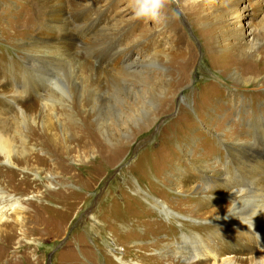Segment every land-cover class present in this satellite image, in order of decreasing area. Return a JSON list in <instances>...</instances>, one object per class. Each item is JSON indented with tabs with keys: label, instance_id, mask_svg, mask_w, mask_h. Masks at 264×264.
I'll return each mask as SVG.
<instances>
[{
	"label": "rangeland",
	"instance_id": "obj_1",
	"mask_svg": "<svg viewBox=\"0 0 264 264\" xmlns=\"http://www.w3.org/2000/svg\"><path fill=\"white\" fill-rule=\"evenodd\" d=\"M32 1L0 0V138L17 150L13 166L5 165L0 155V189L12 197L2 205L6 209L17 202L27 210L7 216L4 235L10 239L0 242V264H177L171 261L173 250L180 248L183 236L212 226L205 220L196 222L194 215L208 199L205 191L218 185L215 172L235 180V158L221 141L248 142L264 158V65L254 64L260 53L264 57V36L259 48L241 61L226 41L229 34L214 29L210 8L217 0H164L154 18L135 17L131 0H85L94 6L91 18H100L97 32L121 31L122 37L94 62L90 50L79 51L69 72L79 79L80 90L92 81L91 67L113 66L107 59L119 47L132 50L129 61H148L152 52L143 50L140 43L156 54L178 34L186 36L184 59L164 64L175 78L161 100L157 97L161 70L150 67V73L132 81L130 98L115 90L119 78L109 70L114 77L101 83L106 98L99 117L91 122L80 108L82 102L75 100L72 86L69 102L56 90L46 101L42 87L49 85L42 76L24 73L23 80L19 75L26 59L23 52L33 48L31 28L25 25L28 15H33ZM57 1L67 7L80 0ZM237 8L243 28L264 30V2L240 0ZM202 17L206 19L199 23ZM12 23L18 31L24 30L13 41L5 40L2 31ZM233 26L237 28L238 21ZM71 31L83 42L97 35L86 37L80 26ZM214 32L218 51L207 47ZM13 68L16 75L8 72ZM232 77L248 86L239 87ZM17 93L22 95L17 97ZM117 95L123 98L121 104L114 99ZM43 101L40 130L33 117ZM115 107L121 110L120 118L113 115L111 108ZM18 110L27 114L25 136L17 134L18 123L12 120ZM143 113L155 122L136 121ZM60 124L68 131L66 140ZM104 125L112 143L100 133ZM21 150L27 153L24 157ZM249 157L254 160L256 155ZM200 162L209 167L208 177L196 166ZM237 187L240 197L231 202L242 206L249 202V206L257 200L250 191L254 186ZM153 198L176 217H161ZM212 203L222 206L228 200L210 202L203 211L212 210Z\"/></svg>",
	"mask_w": 264,
	"mask_h": 264
},
{
	"label": "bare ground",
	"instance_id": "obj_2",
	"mask_svg": "<svg viewBox=\"0 0 264 264\" xmlns=\"http://www.w3.org/2000/svg\"><path fill=\"white\" fill-rule=\"evenodd\" d=\"M33 1L31 8L29 7L30 10H33V15H28L25 24L27 29L31 28L30 41L33 48L31 47L23 52L26 55V59L19 75L23 80L24 73H34L33 75L39 77L42 76L45 83L49 85V88L45 86L42 87V91L45 94H43L44 99L46 101L53 93H55L53 90H56L61 92L60 94H62V97L69 102V100H72V97L69 95L68 90L69 86H72V90L75 93V100L77 102H82L80 108H83L84 111L87 112L88 120H91L92 122L99 117V108L102 106L101 102L106 98V90L103 86L101 87V83L107 82V80L112 79L114 76L119 78V87H116L115 90H117V92H124V95L129 98L133 95L131 90H129L128 85L132 81L138 79L141 75L150 73V67H153L158 71L161 70L162 72V80L159 84L160 90L157 93L158 100H161L164 97V91L168 92V88L172 87L175 74L173 73V70L166 69L164 64L174 59H184V37H186L184 34H178L171 45L164 47L162 51H159L156 54L153 50H147L149 45L140 43V47L143 50L148 51V53L152 52L148 61H144L143 59L139 61L134 59L129 61L128 57L130 56V53H132V50H128V47H119L117 50H114L113 54L107 59L108 64L111 62L114 63L113 66L111 65L107 69H104V67L101 66L98 68L97 65L91 67L89 70L91 71L92 81H90L89 85L84 90H80L79 79L69 72L71 62L79 56V51L83 49L91 51V57L94 62L98 59L100 53L106 52L104 51L105 49L110 48L113 44H119V40L122 37L121 31L111 34L97 32L96 29L99 27L100 18L98 20L96 18H91L94 6L86 3L85 0H80L78 3H71L69 4L70 6L67 7L57 0ZM239 1L240 0H217L215 4L211 5L210 9H213V18L216 21L214 29L216 31L219 30V32L225 31L229 34L226 36V41L231 42L229 47L233 48L236 53H239L242 61L244 57H246L245 59H248L247 57L251 56L252 53L259 48L262 42L261 38L264 36V30L258 28L255 30L245 29L241 26L240 9L237 8ZM260 1L264 2V0ZM259 8L261 10V6ZM69 17L71 18V21H69ZM204 18L205 17L199 18L197 21L202 23L206 19ZM236 21H238L237 28H235V26L231 28L232 25L236 24ZM168 23L169 22H167V24ZM79 26L83 27L85 36L88 38L96 33L95 40H86L85 42L81 40L79 41L71 31L73 27ZM15 27L17 26L13 23L10 24L8 28L2 31L4 34V37L2 36V38L13 41V39H15L18 34L20 35L24 30L18 31ZM12 46L13 45H11V47ZM207 47L213 51H218L219 48H217L216 32L212 33L208 38ZM191 54L192 53H190L189 58H191ZM252 62L253 61H251V63ZM260 63L264 65V57L261 53L259 59H257L254 64L257 66ZM9 67L10 64L8 69H10ZM86 70L87 69H82V72ZM109 70L116 75H111ZM8 72L16 75L14 68L11 71L8 70ZM73 78L74 80H72ZM233 80L235 83L239 84V87L248 86V83L241 78H233ZM25 93L26 92H23L22 94ZM22 94L17 93L16 96L18 97ZM175 95L176 94H172L171 98H174ZM184 96L185 95H183V98H185ZM183 98L182 102H184ZM114 99L119 101V104H121L123 100V98L121 99L118 95L114 97ZM45 106L44 101L40 103L38 106V114L33 117L35 124L40 127V130L43 128L42 115L44 114L43 111ZM111 110L113 115L120 118L121 110L116 107L114 109L111 108ZM6 111L9 113L11 112V109ZM17 112L18 114L14 116L12 120L18 123L19 132L17 134L25 136L24 131L26 130V127L24 121L27 114L21 110H18ZM144 115L145 114L143 113V118H138L136 121H140L142 124L144 121H147L150 125L155 122V118L148 120ZM97 127L99 128V126ZM146 127L147 126L144 125V128ZM99 130L101 135H103L109 143L113 142L110 130H108L105 125ZM60 131L62 132L61 135L63 140H66L68 131H65L63 124H60ZM125 138L127 139L128 137L126 136ZM225 141L226 140L224 139L223 142L221 141L222 146L231 152L232 156L235 158L233 159V165L235 166V180L224 178L225 174H221L218 170L215 172V178L213 179H217L216 182H218V185L217 187H210L205 191L208 194L204 195V198L208 199L206 202H201L203 203L202 205L201 203L199 204L201 207L198 209L199 213L197 212V214L195 213L196 215H194V220H196V222L197 220H205V223H212V226H210V229L202 228L201 230H203V232L197 230L199 233L191 236L184 235L179 243L181 245L180 248L178 247L173 250L176 252L171 260L174 263L264 264V158L259 150L248 142L243 143L241 141L239 142V140L236 141L235 139V142L225 144ZM5 143L6 142L2 141L0 138V155L4 157L3 163H5V165L13 166V157L17 156L16 147L13 145L8 146ZM235 146H237V149L234 148ZM262 149L264 154V147H262ZM21 154L22 157H24L27 153L26 151L21 150ZM101 154L102 152H99V157H101ZM251 155H256L254 160L249 157ZM241 158L245 159L239 164L238 161ZM196 166L201 170L203 175H206L210 171L209 167L207 168L203 162L196 164ZM33 173L35 177L38 178L39 175L37 171L33 170ZM206 177H208V174ZM48 179H50L49 181H52L53 176L48 175ZM238 185H245V188L249 185L254 186L250 191L256 193L255 197L257 200L249 204V206L246 205L249 202H246L245 206L240 205V203L234 200L231 202L232 199L240 197V194H238L236 190ZM197 188V186L194 187V191L197 190ZM11 199L12 197H9L6 192L0 189V242L10 239L7 237V234L4 235V233H6L4 228L8 222L6 221L7 216L16 213L17 211L21 213L27 212L26 207H23L22 204L17 202H14L8 206V208L6 207V209H4L2 204L5 203L6 200ZM28 199H32V197H29ZM223 199L228 200V203L222 206L212 203V205L217 207L214 206L212 210L203 211L207 205H211L208 203L222 201ZM152 200L155 206L154 208L158 210L161 217L167 219L176 217V213L169 211L168 207L164 204L162 205L156 198H153ZM257 209L260 210L257 211ZM16 222H18V220ZM257 240L260 241L261 246L258 244ZM251 249L254 251H249ZM244 251L249 252L245 253ZM119 262L122 263L121 260H119Z\"/></svg>",
	"mask_w": 264,
	"mask_h": 264
},
{
	"label": "clouds",
	"instance_id": "obj_3",
	"mask_svg": "<svg viewBox=\"0 0 264 264\" xmlns=\"http://www.w3.org/2000/svg\"><path fill=\"white\" fill-rule=\"evenodd\" d=\"M163 3L164 0H131L137 18H154Z\"/></svg>",
	"mask_w": 264,
	"mask_h": 264
}]
</instances>
